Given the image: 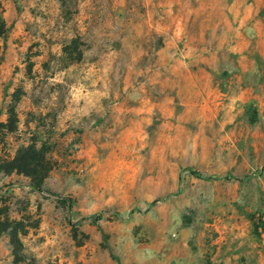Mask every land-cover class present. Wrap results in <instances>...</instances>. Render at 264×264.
Here are the masks:
<instances>
[{
  "label": "rangeland",
  "instance_id": "1",
  "mask_svg": "<svg viewBox=\"0 0 264 264\" xmlns=\"http://www.w3.org/2000/svg\"><path fill=\"white\" fill-rule=\"evenodd\" d=\"M0 7V264H264V0Z\"/></svg>",
  "mask_w": 264,
  "mask_h": 264
},
{
  "label": "trees",
  "instance_id": "2",
  "mask_svg": "<svg viewBox=\"0 0 264 264\" xmlns=\"http://www.w3.org/2000/svg\"><path fill=\"white\" fill-rule=\"evenodd\" d=\"M6 32V20L4 18V12L0 7V38L4 36ZM1 127L3 126L1 125ZM10 131H12V128ZM50 171L51 166L45 156L41 154L40 157H37V151L33 148L24 150L23 153L21 152L17 157L11 160L0 157V172L7 174H12L14 172L24 174L31 179L32 187L37 190L42 189L44 180ZM183 172H188L193 176L201 177L199 172L192 169H187ZM89 219L93 223H97L102 219V215L90 217ZM112 256L116 259L114 255Z\"/></svg>",
  "mask_w": 264,
  "mask_h": 264
},
{
  "label": "built area",
  "instance_id": "3",
  "mask_svg": "<svg viewBox=\"0 0 264 264\" xmlns=\"http://www.w3.org/2000/svg\"><path fill=\"white\" fill-rule=\"evenodd\" d=\"M263 232V230H261V233Z\"/></svg>",
  "mask_w": 264,
  "mask_h": 264
}]
</instances>
